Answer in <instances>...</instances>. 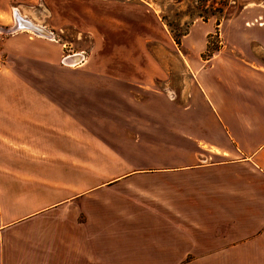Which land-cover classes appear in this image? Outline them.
<instances>
[{"label":"crops","instance_id":"crops-1","mask_svg":"<svg viewBox=\"0 0 264 264\" xmlns=\"http://www.w3.org/2000/svg\"><path fill=\"white\" fill-rule=\"evenodd\" d=\"M96 2L103 9L93 62L67 67L62 44L23 28L5 36L0 264H264V22L204 65L187 64L192 103L180 112L191 120L197 152L214 161L178 166L175 176L115 174L122 160L132 164L103 129L115 123L110 100L120 98V82L134 88L135 104L146 103L136 92L150 93L152 67L133 65L114 34L124 11H149ZM97 98L100 130L82 116ZM76 152L100 153L95 174L85 157L77 165Z\"/></svg>","mask_w":264,"mask_h":264},{"label":"rangeland","instance_id":"rangeland-1","mask_svg":"<svg viewBox=\"0 0 264 264\" xmlns=\"http://www.w3.org/2000/svg\"><path fill=\"white\" fill-rule=\"evenodd\" d=\"M96 1L98 0H0V50L5 56V36L16 31L17 25L33 34L35 32L31 30V26L37 25L49 31L51 38L63 45L64 56L79 53L82 58L93 62L97 55L95 34L98 24L95 16L103 9L102 4L98 7ZM111 1L119 5L135 4L137 11H149L146 14L130 10L121 13L120 16L125 18H119L117 26L120 28L114 36L116 43L119 40L122 45L123 42L133 52V65L144 67L146 63L152 67V88L147 90L151 95L140 91L143 94L141 96L136 92L137 101H144L145 96L146 103L142 106L135 104L130 93L134 88L120 82L116 85L121 91L120 98L110 100L113 111L109 116L115 115V123L106 124L103 129L107 136L113 135L122 146L121 158L132 164L130 167L125 166L122 160L121 167L115 169V174L132 172L131 174L145 176H175L178 166L212 163L214 159L197 152L198 141L188 128L192 124L191 120L187 114L183 116L181 113L182 110L189 109L192 103L190 93L193 84L187 64L197 60L204 65L220 50H229L234 45H239L241 35L246 32L258 33L259 24L264 22V0ZM119 11L120 9L115 13ZM150 29L151 38L142 42L140 35H149ZM182 33L185 34L181 35ZM174 35L180 39L179 44L174 42ZM20 40L18 38L17 41ZM141 43L144 54L138 51L135 53L136 47L138 50ZM115 54L120 55L118 52ZM115 61V67L128 65ZM76 64L78 63L72 62L65 66L73 67ZM131 69L124 67L121 72ZM124 75L126 74L123 73L122 76ZM96 100L88 103L87 106L92 110L82 116L100 130V98ZM98 154L76 152L74 160H79L77 165L80 167L81 157H85L89 173L93 175L96 170L93 165L99 160ZM107 155L106 153L105 162L109 159ZM80 169L82 168L74 169V175ZM245 186L249 188L253 185ZM83 199L79 201H84ZM81 218L80 216L79 220ZM173 227L175 225L170 221V231ZM147 234L153 238L160 237V233L156 232ZM168 239L174 240L173 235H168Z\"/></svg>","mask_w":264,"mask_h":264},{"label":"water","instance_id":"water-1","mask_svg":"<svg viewBox=\"0 0 264 264\" xmlns=\"http://www.w3.org/2000/svg\"><path fill=\"white\" fill-rule=\"evenodd\" d=\"M19 28H24V27H22V26H17V28H15V29H19ZM39 31V30H38ZM36 33V32H35ZM41 34V35H43L44 37H51V33L49 32V31H47V30H45V31H42V33H41V31H39L38 32V34ZM81 59H82V56L79 54V53H76V55L75 54H72V55H69V56H67L65 59H64V62L66 63V64H70V63H72V62H74V63H78V62H80L81 61Z\"/></svg>","mask_w":264,"mask_h":264},{"label":"bare ground","instance_id":"bare-ground-1","mask_svg":"<svg viewBox=\"0 0 264 264\" xmlns=\"http://www.w3.org/2000/svg\"><path fill=\"white\" fill-rule=\"evenodd\" d=\"M30 24H31V22H30ZM18 26V25H17ZM29 26V25H28ZM31 26V25H30ZM31 30L32 31H34V32H36L37 33V35H40V36H43V35H41L40 33L38 34V32L39 31H41V33H42V31H45L46 29L45 28H41V27H39V26H37V25H34V26H31ZM39 30V31H38ZM82 60V59H81ZM72 64V63H71Z\"/></svg>","mask_w":264,"mask_h":264},{"label":"built area","instance_id":"built-area-1","mask_svg":"<svg viewBox=\"0 0 264 264\" xmlns=\"http://www.w3.org/2000/svg\"><path fill=\"white\" fill-rule=\"evenodd\" d=\"M18 30V29H17ZM10 31H12V29H10ZM11 33V32H10ZM67 56H65V58H66ZM64 58V59H65ZM3 65H4V55H3V53H2V51L0 50V71L2 70V68H3Z\"/></svg>","mask_w":264,"mask_h":264},{"label":"trees","instance_id":"trees-1","mask_svg":"<svg viewBox=\"0 0 264 264\" xmlns=\"http://www.w3.org/2000/svg\"><path fill=\"white\" fill-rule=\"evenodd\" d=\"M185 33H182L181 35H184ZM174 42L176 43V44H179L180 43V39L178 38V37H176L175 35H174Z\"/></svg>","mask_w":264,"mask_h":264}]
</instances>
